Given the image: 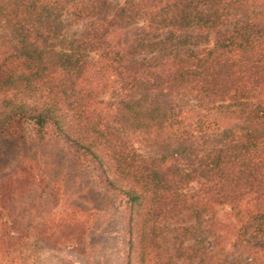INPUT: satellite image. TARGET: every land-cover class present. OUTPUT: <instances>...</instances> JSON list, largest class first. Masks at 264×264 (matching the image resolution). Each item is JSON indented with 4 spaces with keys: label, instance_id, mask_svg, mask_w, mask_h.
<instances>
[{
    "label": "rangeland",
    "instance_id": "obj_1",
    "mask_svg": "<svg viewBox=\"0 0 264 264\" xmlns=\"http://www.w3.org/2000/svg\"><path fill=\"white\" fill-rule=\"evenodd\" d=\"M233 2L241 3L183 0L192 3L183 24L171 0H0V187L10 191L0 227L6 222L8 239L23 245L9 258L0 253V264H248L253 244L264 242L240 230L245 209L264 210V125L251 127L252 145L237 131L223 146L245 111L221 115L234 109L226 107L236 88L206 92L185 81L221 55L238 60L224 42ZM254 8L264 20V0H249ZM16 22L22 32L9 28ZM162 71L169 83L157 80ZM241 102L249 112L256 98ZM43 111L64 133L49 129L39 141L31 118ZM251 119L259 125L264 116ZM243 144L249 167L231 159ZM217 155L227 176L251 172L250 183L210 182L184 160ZM136 175L149 179L137 185ZM128 190L139 194L132 210ZM63 239L83 245L55 248Z\"/></svg>",
    "mask_w": 264,
    "mask_h": 264
},
{
    "label": "trees",
    "instance_id": "obj_2",
    "mask_svg": "<svg viewBox=\"0 0 264 264\" xmlns=\"http://www.w3.org/2000/svg\"><path fill=\"white\" fill-rule=\"evenodd\" d=\"M240 2H233L227 11H230L232 15V22L229 24V32L230 36L224 42H227L228 45H235L236 49H234V52L230 53L233 55L232 58H238L237 61H233L230 59L227 60V58H224L225 56L221 55V58L219 61L216 63H204L203 65H199V72L189 74L187 73L185 76V81H188V83L194 84V87H199L201 86H206V92L210 91H216L222 92L227 87L233 86L236 88V93H235V99L236 102L230 106H227L226 108H234L230 112H222L221 115H228L229 116H236L238 113H242V111H238L237 107L242 106L244 108V112L242 113L241 117H237L236 122H231L233 125V128L230 129H225L224 135L221 138V141L225 140L227 144H224L223 146H227L230 144L235 138H236V133L237 131H242L243 132V137L247 139L250 145V138L252 137L250 135V131H256L261 126L264 125V120L262 123L259 125L256 124L251 119V115L253 117H256V113H259L261 116H264V34L263 37L257 36V29L261 28L264 32V20H260L261 17V9L255 10H250L248 8V3L249 0H240ZM192 3H188L187 5H183V0H171V4L169 7H178V12L181 14V19L183 24H189L190 22V17H188L187 13V7H190ZM245 5V7H243ZM12 10H14L12 8ZM16 14L13 12L10 13V16H15ZM212 15L215 17L216 13H212ZM35 21L37 19H32L31 20V25L30 28L35 27ZM210 20L207 18L206 20L203 21L204 25L206 23H209ZM215 21H212L210 23H214ZM19 27V22H16L15 25L12 27L9 26V28L16 32L18 31ZM40 28V27H39ZM18 32H22V29H20ZM23 34H20L19 37L22 38ZM252 36V37H251ZM254 36V38H253ZM233 41V43H232ZM230 46L229 48H231ZM244 47L247 48L246 54H241L240 52L242 50H245ZM10 57L15 59L13 54H10ZM18 59V57H16ZM227 60V61H226ZM68 62H66L67 64ZM174 66L176 65V62H172ZM241 64L238 70L234 68L235 65ZM60 67L64 69L65 65L61 64ZM204 73V75H203ZM205 75H208L209 77L206 78ZM184 77V76H182ZM243 77L244 80L241 78ZM244 77H247L246 79ZM170 78H172L170 75L166 73V71H162L161 75L157 78V80L162 81L163 83H169ZM173 81V79H172ZM253 82L254 84H252ZM232 83V84H228ZM202 87L198 90V93H200L202 90ZM215 93V92H213ZM212 93V94H213ZM220 95H216L215 97H218ZM196 97V96H195ZM256 98V103L253 104V110L249 111L246 109L247 104H243L241 101L244 98ZM199 103V106H202L201 104L204 103L203 100H197ZM214 104V101L211 102ZM218 107V105H217ZM234 110V111H233ZM217 115V112H215L214 115L210 116L211 118L213 116ZM16 116L20 117L19 114H16ZM22 117V116H21ZM9 118L8 120H10ZM21 119V118H20ZM33 120V127L36 129L35 133L39 139V141H42L45 138V132L48 131L49 129H54V134L58 135L61 131L62 133V124L61 122L57 120H51L50 114L47 112L43 111L31 118ZM213 120H216L215 118ZM19 121V120H18ZM242 122V124L238 125V123ZM216 125H218V121H216ZM237 126V128H235ZM257 128L256 130H252V128ZM264 133V129H263ZM10 135V134H9ZM4 136V133L0 131V137ZM13 136V135H12ZM10 138V137H8ZM4 140V139H3ZM13 140L11 137L9 139ZM17 139H15L16 142ZM192 145V144H190ZM82 149H88L86 147H82ZM230 148L227 147V151ZM246 153V147L244 144L242 146H236V151L234 150L231 153L232 160H235L237 155L240 157L241 160L245 161L244 166L249 167V164L252 163V160L247 158V156H243V154ZM92 157L98 161V158L92 153ZM188 159L193 167V172L195 175H199L202 178H206L208 181L213 179L214 177H220L221 179L224 180V183H227L229 179H238V180H243L246 183H250V174L251 172H245V176L240 172L239 174L231 177L230 174L227 176L226 174V168L224 169L223 166V157L221 156H214L208 159H202V156L198 158V156H195L194 158H190L188 156L184 157V160ZM171 168V173L173 175H180V172L183 170L179 166H168ZM250 169V168H249ZM8 175H6L3 178L4 180L7 178ZM145 179H149L147 176H134V180L137 181V185H140L141 182H143ZM156 181V180H155ZM212 181V180H211ZM210 181V182H211ZM154 183V186H157L159 184H162V179L160 183ZM222 183H219L218 185H222ZM229 184V183H228ZM0 190H2V194H0V207H1V201L5 200V196L10 192L8 190H5L3 187H0ZM125 196H128L129 201H127V205L129 204V210L133 209L139 200V194H134L132 190H128L125 193ZM242 196L244 195L241 193ZM238 197V196H235ZM126 209H128L127 205L125 204L126 202H123ZM232 210V209H231ZM5 211V210H4ZM232 211H237L235 208ZM239 211V210H238ZM133 216L129 220V227L131 228L133 226ZM212 223V221H210ZM6 222H4L3 226L0 227V253L3 252V254L8 255L14 251H16L14 248L15 247H20L23 246L22 244L18 243L16 239H13L15 237H11V239H8V236L6 234V230L8 229L6 227ZM241 231L246 230V233H249L250 230H252L251 234L249 233L248 238H251V235L253 236H259L260 238L264 236V210L263 209H255V210H250V208H247L243 212L242 216V225L240 228ZM86 232V231H85ZM237 232V231H236ZM8 233V231H7ZM85 234V233H84ZM239 234V232H237ZM244 234V235H245ZM219 238V236H218ZM5 242H8L5 243ZM41 244L45 243L41 241ZM47 245V242H46ZM83 244L81 243V240H75V241H69L66 239L63 240H55L54 241V247L59 248V247H81ZM264 245V242H260L258 244H253L251 252L247 253V261L248 264H264V253H260V249ZM13 249V250H12ZM18 251V250H17ZM127 264H131L130 261H128Z\"/></svg>",
    "mask_w": 264,
    "mask_h": 264
}]
</instances>
